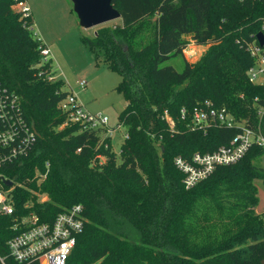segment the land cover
Wrapping results in <instances>:
<instances>
[{
    "label": "trees",
    "instance_id": "obj_1",
    "mask_svg": "<svg viewBox=\"0 0 264 264\" xmlns=\"http://www.w3.org/2000/svg\"><path fill=\"white\" fill-rule=\"evenodd\" d=\"M112 4L121 24L82 42L122 78L116 91L127 106L118 127L127 135L119 155L107 128L69 123L60 129L69 121L60 103L70 93L55 78L52 61L42 63L47 46L34 33L32 14L15 11L14 0H0V86L20 96L38 133L27 156L12 170H0L32 190L16 191V214L53 222L82 205L87 221L67 264H263L264 215L255 209L256 181L264 185V147L252 146L238 163L218 167L191 189L175 159L214 153L239 133L238 126L193 130L190 118L180 119L181 110L206 102L264 138V88L247 76L254 65L247 45L262 29L264 0ZM186 36L209 48L196 64L184 59L178 72L167 63L184 58ZM46 164L48 176L38 184L35 174L45 173ZM10 228L11 218L0 217L1 256H8ZM7 263L13 264L8 257Z\"/></svg>",
    "mask_w": 264,
    "mask_h": 264
},
{
    "label": "built area",
    "instance_id": "obj_2",
    "mask_svg": "<svg viewBox=\"0 0 264 264\" xmlns=\"http://www.w3.org/2000/svg\"><path fill=\"white\" fill-rule=\"evenodd\" d=\"M14 1V10L17 9L23 16L31 14L25 1ZM260 33L264 35V21ZM247 51L254 59V65L247 72L248 80L252 85L264 88V46L260 45L256 37L254 42L247 45ZM40 55L42 63L52 61V54L47 47L41 50ZM53 79L50 78V81ZM86 85L85 81L80 83L82 88ZM60 109L69 115V121L60 129L69 123L107 128V118L86 112L72 94L60 103ZM263 112L264 109L259 110V115H263ZM164 118L174 131L175 122L167 111ZM188 118L191 119L193 130L213 125L226 128L238 126L240 130L228 146L214 153H196L190 159H175V166L184 175L186 189L208 179L218 167L238 163L252 146L264 147V138L260 134L244 122L236 121L226 109L214 108L210 102L194 108L192 112L181 110L180 119L186 121ZM37 139L35 127L24 116L20 96L0 86V170H12L33 150ZM49 168L50 165L46 164L45 173L35 174L38 184L47 178ZM6 182H11V186H7ZM17 190L32 191L26 182L0 174V217L11 218L10 230L14 234L7 242V257L13 264H67L87 221L84 207L75 205L59 213L53 222H43L35 213L16 214L14 194ZM7 257L0 255V264H8Z\"/></svg>",
    "mask_w": 264,
    "mask_h": 264
},
{
    "label": "rangeland",
    "instance_id": "obj_3",
    "mask_svg": "<svg viewBox=\"0 0 264 264\" xmlns=\"http://www.w3.org/2000/svg\"><path fill=\"white\" fill-rule=\"evenodd\" d=\"M28 3L34 16V33L52 49L55 78L65 83L66 90L77 98L86 112L107 118L112 150L119 155L127 135L126 127H118L119 115L127 106L123 96L116 91L122 78L102 61H97L82 38H92L100 28L115 26L121 21L84 29L70 0H28ZM185 38L189 44L184 50V58L178 56L167 63L178 72L184 69V59L196 64L209 48L197 45L191 36ZM82 81L87 84L85 88L80 86ZM101 162L106 160L101 159Z\"/></svg>",
    "mask_w": 264,
    "mask_h": 264
},
{
    "label": "water",
    "instance_id": "obj_4",
    "mask_svg": "<svg viewBox=\"0 0 264 264\" xmlns=\"http://www.w3.org/2000/svg\"><path fill=\"white\" fill-rule=\"evenodd\" d=\"M70 1L79 19L80 26L84 29H94L121 19L120 13L112 4L113 0ZM257 40L261 46H264V35L262 33L257 34ZM6 184L11 186V182H6Z\"/></svg>",
    "mask_w": 264,
    "mask_h": 264
},
{
    "label": "crops",
    "instance_id": "obj_5",
    "mask_svg": "<svg viewBox=\"0 0 264 264\" xmlns=\"http://www.w3.org/2000/svg\"><path fill=\"white\" fill-rule=\"evenodd\" d=\"M25 2L28 5V7L30 8L31 14L33 16L32 9H31V7H30V5L28 3V0H25ZM33 18H34V16H33ZM42 41H44V40L42 39ZM44 44L48 48V45L46 43H44ZM48 49L50 50L51 54H53L52 53V49L50 47ZM261 164L264 167V156L261 159ZM256 186H257V189H258L259 203H258L255 211H256V213L258 215H264V185L262 184L261 181H256Z\"/></svg>",
    "mask_w": 264,
    "mask_h": 264
}]
</instances>
